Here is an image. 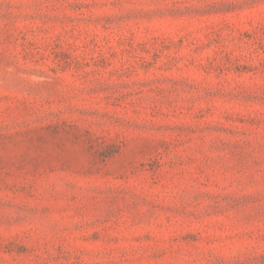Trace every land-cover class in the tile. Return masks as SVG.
I'll return each mask as SVG.
<instances>
[{
    "label": "rangeland",
    "instance_id": "374dc122",
    "mask_svg": "<svg viewBox=\"0 0 264 264\" xmlns=\"http://www.w3.org/2000/svg\"><path fill=\"white\" fill-rule=\"evenodd\" d=\"M0 264H264V0H0Z\"/></svg>",
    "mask_w": 264,
    "mask_h": 264
}]
</instances>
